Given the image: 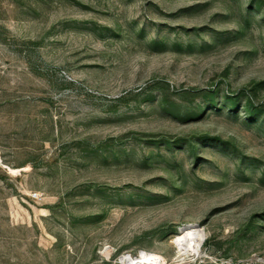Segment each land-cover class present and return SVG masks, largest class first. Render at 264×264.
<instances>
[{"label":"rangeland","instance_id":"rangeland-1","mask_svg":"<svg viewBox=\"0 0 264 264\" xmlns=\"http://www.w3.org/2000/svg\"><path fill=\"white\" fill-rule=\"evenodd\" d=\"M135 261L264 264V0H0V264Z\"/></svg>","mask_w":264,"mask_h":264},{"label":"trees","instance_id":"trees-1","mask_svg":"<svg viewBox=\"0 0 264 264\" xmlns=\"http://www.w3.org/2000/svg\"><path fill=\"white\" fill-rule=\"evenodd\" d=\"M228 98V97H227ZM231 99V98H229ZM235 98H232L230 100V105L231 107L233 108L234 105L236 104V102L234 101ZM244 107V110L246 111V113L250 116V117H254V116H257L259 113H261V110L260 108H258V106H255L250 100H246L245 102V105L243 106ZM190 153L195 156L196 155V150L197 148L195 147V144L194 143H191L190 145Z\"/></svg>","mask_w":264,"mask_h":264},{"label":"bare ground","instance_id":"bare-ground-1","mask_svg":"<svg viewBox=\"0 0 264 264\" xmlns=\"http://www.w3.org/2000/svg\"><path fill=\"white\" fill-rule=\"evenodd\" d=\"M192 234L193 233H191L189 236H188V241L187 242H189V245L191 246V248L193 249L195 246H196V244H197V239L195 238V236H192ZM196 242V244L194 245V243ZM185 245V244H184ZM183 246V245H182ZM186 247V246H185ZM185 247H183V249H185ZM147 257V256H146ZM143 261V260H142ZM134 262V261H133ZM133 262H129V264H132ZM144 262V261H143ZM139 264L141 263V262H138ZM136 261H135V263L134 264H138ZM146 263V262H145Z\"/></svg>","mask_w":264,"mask_h":264},{"label":"built area","instance_id":"built-area-1","mask_svg":"<svg viewBox=\"0 0 264 264\" xmlns=\"http://www.w3.org/2000/svg\"><path fill=\"white\" fill-rule=\"evenodd\" d=\"M37 194H34V197L36 196Z\"/></svg>","mask_w":264,"mask_h":264}]
</instances>
